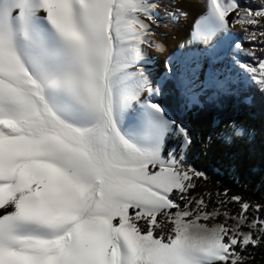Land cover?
Listing matches in <instances>:
<instances>
[{"label":"snow or ice","instance_id":"1","mask_svg":"<svg viewBox=\"0 0 264 264\" xmlns=\"http://www.w3.org/2000/svg\"><path fill=\"white\" fill-rule=\"evenodd\" d=\"M181 2L0 0V264H245L264 242V205L225 189L209 211L211 194L193 195L205 178L188 162L193 136L139 70L162 13L187 15ZM204 9L165 82L186 108L208 86L264 95V0Z\"/></svg>","mask_w":264,"mask_h":264},{"label":"trees","instance_id":"2","mask_svg":"<svg viewBox=\"0 0 264 264\" xmlns=\"http://www.w3.org/2000/svg\"><path fill=\"white\" fill-rule=\"evenodd\" d=\"M199 101L200 105L186 108L175 83L165 82L162 103L188 127L193 136L189 158L205 173V178L196 182L193 195L227 189L253 204L264 205V95L243 83L232 94L207 89ZM232 125L246 129L249 135L223 139L222 134ZM247 256L245 264H264V242L251 248Z\"/></svg>","mask_w":264,"mask_h":264},{"label":"rangeland","instance_id":"3","mask_svg":"<svg viewBox=\"0 0 264 264\" xmlns=\"http://www.w3.org/2000/svg\"><path fill=\"white\" fill-rule=\"evenodd\" d=\"M165 19H171V18H168L167 15L162 13L161 19L159 20V24L161 26L165 23L164 22ZM157 32H158L157 35L150 37L149 39L153 40L154 45L158 44V45H160V47L145 46L144 52H143V56L145 58V63L142 64V66L140 67L139 70L144 71L145 74L149 76L150 80L160 81L162 84H164L165 83L164 76H165V65H166V63L169 60L175 61L177 58H180L181 56H183L181 51L174 50L173 46H174V44L179 43V46L182 48L183 47V40L180 39L181 34L179 32L174 33V35H172V37H168L167 33L166 34L162 33L160 28H158ZM229 47H230V42L225 40L224 45H223V52H222V55H224L222 57L223 63L218 65V67H220L222 69H226V70H230V66H229L228 61H227L228 56H229V53L227 50ZM260 55H264V53H260ZM244 83L249 84L247 81H245ZM210 88L211 87L208 86L205 88V90L210 89ZM215 94H219V93L215 90ZM198 105H200V101H199ZM189 107H191V106H189ZM188 162L190 164H192V160L189 158V155H188ZM220 192H223V191L216 190V189H209L208 190L207 194H209V193L211 194L209 211H211L212 207H214L218 204V201L221 197H218L217 193H220ZM205 194H201V195H205ZM201 195L198 194V195H194V196H196L198 198ZM235 195L236 194L229 193V196H235ZM205 199L206 200L208 199L207 195H205ZM230 208L234 211H238L239 206L236 205L235 203H233L230 205ZM220 220L223 221V216L220 217ZM209 223L210 224L216 223V221H209ZM251 248L252 247L249 246V248L247 249V251L245 253V255L247 257L246 261L248 260L247 253L249 252V250Z\"/></svg>","mask_w":264,"mask_h":264},{"label":"bare ground","instance_id":"4","mask_svg":"<svg viewBox=\"0 0 264 264\" xmlns=\"http://www.w3.org/2000/svg\"><path fill=\"white\" fill-rule=\"evenodd\" d=\"M181 8L183 11L187 13L186 16H181L178 21L173 19H165V23L161 26L160 30L162 33H167L168 37H172L174 33L179 32L180 39L183 40V47L179 46V43L174 44L173 49L179 50L184 55L190 51L186 42H188L191 38L195 22L203 14L204 9V0H182ZM167 18V17H166ZM169 18V17H168ZM244 33L242 32L239 25L235 26L231 29L230 34L225 37L226 41L230 42V45L233 41L240 40L243 37ZM176 40V39H175ZM224 40V41H225ZM171 41V40H170ZM246 47H250L247 41H242ZM231 52H235V49H231ZM260 55V53H258ZM224 55H222L223 57ZM243 59H248L247 57H243ZM229 66L231 67V62L227 59ZM207 68V66H206Z\"/></svg>","mask_w":264,"mask_h":264}]
</instances>
